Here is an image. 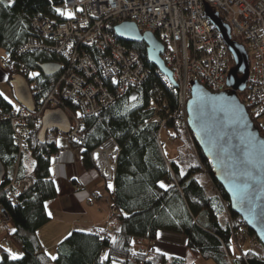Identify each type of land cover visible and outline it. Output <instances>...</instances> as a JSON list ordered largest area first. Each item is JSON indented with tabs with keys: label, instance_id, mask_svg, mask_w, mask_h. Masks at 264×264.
<instances>
[{
	"label": "trees",
	"instance_id": "1",
	"mask_svg": "<svg viewBox=\"0 0 264 264\" xmlns=\"http://www.w3.org/2000/svg\"><path fill=\"white\" fill-rule=\"evenodd\" d=\"M62 1L3 0L0 3V49L6 55L15 54L29 36L32 16L37 13L53 16L55 6ZM122 42L140 53L149 70L148 76L141 85L128 89L123 97L98 114L82 116L83 138L81 142L69 143L70 148L81 149L85 164L91 167L92 149L107 138L119 144L111 193L114 225L109 232L105 229H73L57 243L53 256L56 259L41 249L36 236L37 229L49 220L45 202L56 196L48 155L49 150H55V141L47 137V132L40 139L37 135L40 125L36 128L24 149L32 158L31 170L27 171L23 157L17 161L12 126L3 117L14 107L0 95V161L6 171L0 182V204L5 206L11 220V227L4 232L22 251L20 257L13 259L0 245V264H187L184 258L168 257L155 250L141 252L135 248L133 237L154 240L159 231L183 234L192 256L215 264H264V256L252 249L233 254L234 233L222 204L228 197L213 178L210 162L203 156L193 134L177 132L176 140L182 133L186 140L182 139V149L172 158L164 152L163 145L159 146L158 126L150 121L153 110L149 109V103L166 100L173 106L176 101L173 85L147 62L144 43ZM62 60V56L49 50L26 51L17 56L15 68L10 73L26 78L23 69L37 70L36 86L29 88L39 90L34 97L45 95L56 75H44L38 65ZM247 110L263 135L257 116L248 107ZM204 172L210 183L204 179ZM14 174L17 181L27 174L34 180L21 192V205L17 206L9 204L2 192L3 185ZM161 183L165 187H160ZM244 227L258 243L256 236L246 225Z\"/></svg>",
	"mask_w": 264,
	"mask_h": 264
},
{
	"label": "built area",
	"instance_id": "2",
	"mask_svg": "<svg viewBox=\"0 0 264 264\" xmlns=\"http://www.w3.org/2000/svg\"><path fill=\"white\" fill-rule=\"evenodd\" d=\"M205 4L218 12L229 26L232 39L246 49L247 82L245 89L237 94L251 113L261 116L264 113V0H63L60 5L72 8L71 16L55 9L53 16L34 14L24 44L15 54L0 56V64L8 70L15 68L17 56L26 51L49 50L63 59L58 62L60 68L48 92L34 97L39 90L32 91L33 110L12 108L3 116L12 126L17 161L47 109L60 108L70 120L67 133L47 131L49 139L60 138L66 143L58 146L54 142L55 150H49L50 159L58 158L70 148V141L81 142L82 116L98 114L146 79L149 70L140 53L114 34L113 26L120 21H133L141 32L149 31L163 43L161 56L176 83L173 106L166 100L149 103V109L153 110L150 121L158 126L159 146L163 145L162 137L171 143L176 141L177 132L189 133L187 101L191 82L210 91H224L229 88L227 77L233 66L228 46L204 13ZM23 71L29 86L34 88L35 75ZM119 153L120 146L112 138L105 139L90 152L92 168L101 176L110 195ZM33 181L32 176L17 181L16 175H12L2 188L7 202L21 205L20 194ZM74 187L80 190L83 185L76 183ZM90 196L98 197L95 192H90ZM222 204L234 233V243L242 245L248 239L256 245L242 218L231 215L229 201L222 200ZM114 216L112 208L106 232L113 227ZM10 227V217L0 204V228L7 231ZM132 240L138 251L148 252L143 242L151 240L141 237Z\"/></svg>",
	"mask_w": 264,
	"mask_h": 264
},
{
	"label": "water",
	"instance_id": "3",
	"mask_svg": "<svg viewBox=\"0 0 264 264\" xmlns=\"http://www.w3.org/2000/svg\"><path fill=\"white\" fill-rule=\"evenodd\" d=\"M204 13L225 41L233 59L227 77L228 89L210 91L191 82L187 101V124L203 156L210 162L211 174L228 197L230 210L242 218L247 228L264 248V136L250 117L237 91H243L248 77V55L243 45L232 39L229 26L208 4ZM117 38L125 42H142L147 62L176 85L172 71L161 54L163 43L151 32L140 31L133 21H120L113 26ZM46 76L55 75L59 63L38 65ZM19 103L29 111L34 101L26 78L14 77ZM70 120L60 108L47 109L41 118L38 137L43 139L49 129L67 133ZM0 161V182L5 176Z\"/></svg>",
	"mask_w": 264,
	"mask_h": 264
},
{
	"label": "crops",
	"instance_id": "4",
	"mask_svg": "<svg viewBox=\"0 0 264 264\" xmlns=\"http://www.w3.org/2000/svg\"><path fill=\"white\" fill-rule=\"evenodd\" d=\"M261 116H264V113ZM55 143L58 146L66 144L60 138L56 139ZM25 152L28 153V157L25 162L22 158V162L27 171H30L32 158L26 150L22 157ZM50 164V179L56 187V196L45 202L49 220L37 229L36 236L41 249L53 257L57 243L73 229L106 230L112 202L110 190L101 176L90 165L85 164L80 148H69L60 157L51 158ZM70 180L73 182L70 183ZM76 183H81L83 188L76 190L74 187ZM90 192H95L98 197L92 198ZM6 241L11 242L7 234L0 230V245ZM134 246L137 248L135 243ZM143 246L147 251L155 250L168 257L184 258L188 264H215L211 260L192 256L186 248L185 236L180 233L159 231L154 240L143 242ZM231 248L234 255H239L248 249L236 245H231ZM20 253L22 254L21 250Z\"/></svg>",
	"mask_w": 264,
	"mask_h": 264
},
{
	"label": "rangeland",
	"instance_id": "5",
	"mask_svg": "<svg viewBox=\"0 0 264 264\" xmlns=\"http://www.w3.org/2000/svg\"><path fill=\"white\" fill-rule=\"evenodd\" d=\"M57 9H59L61 13L67 12V13H71V15L73 14V9L70 7H64L63 8V5H58V6H55V10H57ZM66 16H69V15H66ZM0 56H6L5 52L2 49H0ZM29 73L31 75L33 73L36 74L37 70L29 69ZM15 76H16L15 72L10 73V70L5 69L0 64V93H3L2 96L4 98L7 97L6 100L8 102L10 101L11 104L14 106V108H20L21 106H20L19 99H18V92H17L16 86H15V79H14ZM255 116H257V123L259 124L261 129L264 130V116H258V115H255ZM180 136H181L180 138H177L176 141L171 142V143L167 142L165 140V138L162 137L163 150L169 158L174 157L177 154V152L179 151V149H182L181 148L182 143H183L182 139L186 140V138H185L183 133ZM27 157H28V153L25 152L24 156H23L24 162H25ZM198 174H201V173H198ZM206 175L207 174L204 172V175H203L204 179L207 180L206 182L208 183L209 180H208V177ZM201 176H202V174L199 177H201ZM0 230H2V229L0 228ZM2 231L4 232V230H2ZM246 240H248V239H246ZM2 246L5 249H7L11 254H15V256L17 258L21 256L19 248H17L12 242L6 241L2 244ZM237 246H244V248H246V249L248 247V249H252L255 252H257L258 254H260L261 256H264V248L262 247V245L259 242L256 245L255 244L252 245L250 240H248L245 242V244L243 243L242 245H237ZM51 264H53V263H51Z\"/></svg>",
	"mask_w": 264,
	"mask_h": 264
},
{
	"label": "snow or ice",
	"instance_id": "6",
	"mask_svg": "<svg viewBox=\"0 0 264 264\" xmlns=\"http://www.w3.org/2000/svg\"><path fill=\"white\" fill-rule=\"evenodd\" d=\"M2 2H3V0H0V3H2ZM56 11H57V12H60L59 9H57ZM62 14L71 16V13H67V12L62 13ZM32 75H36V74L33 73ZM0 95H3V93H0ZM5 99H7V97H5ZM133 99H135V98L133 97ZM9 103H11V102L9 101ZM78 115H79V114H78ZM57 143H59V141H57ZM108 187L111 189L112 185L109 184ZM160 187L163 188V187H165V185H164L163 183H161V184H160ZM13 231H14V230H13ZM158 235H159V234H158ZM11 256H12L13 259L17 258V257L15 256V254H11ZM52 259H56V257H52Z\"/></svg>",
	"mask_w": 264,
	"mask_h": 264
}]
</instances>
